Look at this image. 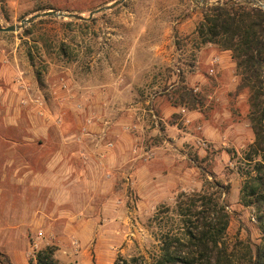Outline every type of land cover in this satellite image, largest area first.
Segmentation results:
<instances>
[{
  "label": "rangeland",
  "instance_id": "rangeland-1",
  "mask_svg": "<svg viewBox=\"0 0 264 264\" xmlns=\"http://www.w3.org/2000/svg\"><path fill=\"white\" fill-rule=\"evenodd\" d=\"M116 1L0 0V26L46 11L87 19ZM215 1L124 0L90 20L47 17L0 32V254L9 264L48 248L52 264H151L161 237L183 230V195L225 207L226 243L259 242L254 211L239 205L254 163L246 98L229 53L196 33L203 3ZM182 88L201 100L195 110L179 105ZM61 181L70 196L57 206L51 187Z\"/></svg>",
  "mask_w": 264,
  "mask_h": 264
},
{
  "label": "trees",
  "instance_id": "trees-1",
  "mask_svg": "<svg viewBox=\"0 0 264 264\" xmlns=\"http://www.w3.org/2000/svg\"><path fill=\"white\" fill-rule=\"evenodd\" d=\"M196 33L202 44L229 53L237 80L236 93L246 98V118L253 134L246 156L254 163L245 172L239 205L254 211L260 237L253 246L241 241L226 243L229 215L225 207L213 195H183L186 201L177 203L183 230L161 237L158 256L151 264H264V10L241 0L203 3ZM177 95L181 106L195 110L201 105V100L184 88ZM52 255L51 248L39 251L28 264H52ZM130 262L137 260L117 257L113 264ZM0 264H9L1 254Z\"/></svg>",
  "mask_w": 264,
  "mask_h": 264
},
{
  "label": "water",
  "instance_id": "water-1",
  "mask_svg": "<svg viewBox=\"0 0 264 264\" xmlns=\"http://www.w3.org/2000/svg\"><path fill=\"white\" fill-rule=\"evenodd\" d=\"M123 1L124 0H118V1L114 2L113 4L107 6V7L97 9V10L91 12L87 19L75 16V15L63 14V13H58V12H54V11H46V12H43L40 14H36L29 19L23 20L19 26H10V27H5V28L0 26V32H4V33L17 32V31L23 29L25 26L32 23L34 20L47 18V17H53V18H57V19L68 18V19H77V20H90V18L93 15L98 14V13L103 12V11H106V10H110L112 8H115V7L119 6ZM193 1H199V0H193ZM241 1L248 4V5H251L253 7H260L264 10V3L262 1H259V0H241Z\"/></svg>",
  "mask_w": 264,
  "mask_h": 264
},
{
  "label": "crops",
  "instance_id": "crops-1",
  "mask_svg": "<svg viewBox=\"0 0 264 264\" xmlns=\"http://www.w3.org/2000/svg\"><path fill=\"white\" fill-rule=\"evenodd\" d=\"M82 153H80L81 155ZM63 169H64V166L61 165L59 167H57V169H55V171L58 173V172H63ZM68 172L70 173V175L68 177H65V179H62V180H66L68 178L71 177V174L73 171V169L71 170L69 168ZM51 193H52V196L54 197V203L57 205V206H60V201L58 200L57 196L59 197V195L61 194L62 196H64V198H68L70 196V193H69V182H64V181H61L60 183H58L57 185H53V187H51ZM59 201V202H58ZM63 204H65V202H61ZM56 208V207H55ZM59 207H57L56 209H58ZM57 211V210H55Z\"/></svg>",
  "mask_w": 264,
  "mask_h": 264
},
{
  "label": "built area",
  "instance_id": "built-area-1",
  "mask_svg": "<svg viewBox=\"0 0 264 264\" xmlns=\"http://www.w3.org/2000/svg\"><path fill=\"white\" fill-rule=\"evenodd\" d=\"M217 63V60H215V64ZM211 72H213L212 70H211Z\"/></svg>",
  "mask_w": 264,
  "mask_h": 264
}]
</instances>
